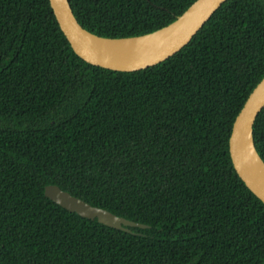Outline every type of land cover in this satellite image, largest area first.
Masks as SVG:
<instances>
[{
	"label": "trees",
	"instance_id": "obj_1",
	"mask_svg": "<svg viewBox=\"0 0 264 264\" xmlns=\"http://www.w3.org/2000/svg\"><path fill=\"white\" fill-rule=\"evenodd\" d=\"M103 36L139 35L195 0H69ZM264 77V0H225L165 60L80 57L49 0H0V264H264V202L229 152ZM264 160V109L254 125ZM48 184L148 225L70 212Z\"/></svg>",
	"mask_w": 264,
	"mask_h": 264
},
{
	"label": "water",
	"instance_id": "obj_2",
	"mask_svg": "<svg viewBox=\"0 0 264 264\" xmlns=\"http://www.w3.org/2000/svg\"><path fill=\"white\" fill-rule=\"evenodd\" d=\"M58 24L73 50L86 61L115 70H139L157 64L187 44L213 12L225 0H195L175 20L151 32L122 37L96 34L85 28L77 19L69 0H49ZM167 28L162 37L145 49L126 51L111 46V40L145 36ZM264 109V77L245 100L235 117L229 137V152L233 167L243 181L264 202V175L253 161V150L259 154L254 140V125ZM44 194L64 209L103 225L130 231L129 227L146 228L148 225L116 215L94 206L80 197L63 190L57 184H48Z\"/></svg>",
	"mask_w": 264,
	"mask_h": 264
},
{
	"label": "bare ground",
	"instance_id": "obj_3",
	"mask_svg": "<svg viewBox=\"0 0 264 264\" xmlns=\"http://www.w3.org/2000/svg\"><path fill=\"white\" fill-rule=\"evenodd\" d=\"M167 31V28L160 29L154 33L147 34L145 36L129 37L118 40H111L109 43L111 46H115L118 49L126 51H134L145 49L155 44L162 35ZM253 161L257 169L264 175V162L257 153L253 150Z\"/></svg>",
	"mask_w": 264,
	"mask_h": 264
}]
</instances>
